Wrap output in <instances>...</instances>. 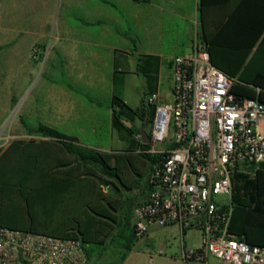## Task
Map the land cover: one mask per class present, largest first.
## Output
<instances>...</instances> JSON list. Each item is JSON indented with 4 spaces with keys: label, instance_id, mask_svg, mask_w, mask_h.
Wrapping results in <instances>:
<instances>
[{
    "label": "built area",
    "instance_id": "obj_1",
    "mask_svg": "<svg viewBox=\"0 0 264 264\" xmlns=\"http://www.w3.org/2000/svg\"><path fill=\"white\" fill-rule=\"evenodd\" d=\"M3 18L0 0V25ZM234 79L217 68L195 38L190 52L173 60L172 99L151 93L155 108L149 123L155 155L147 202L133 210L138 239L154 227L178 226L182 235L197 231L202 245L184 248L185 264H264V246L251 245L230 232L233 187L239 173L264 166V103L239 99ZM136 140L142 142L140 134ZM12 137L0 129V150ZM169 143L171 147L158 148ZM0 264H88L81 239L0 226Z\"/></svg>",
    "mask_w": 264,
    "mask_h": 264
},
{
    "label": "trees",
    "instance_id": "obj_2",
    "mask_svg": "<svg viewBox=\"0 0 264 264\" xmlns=\"http://www.w3.org/2000/svg\"><path fill=\"white\" fill-rule=\"evenodd\" d=\"M201 10L204 13L206 10V22L198 39L210 53L212 63L234 79L232 93L239 99L251 98L264 103V0H206V9ZM67 86L91 104L97 102L71 84ZM112 106V128L121 133L129 130L135 136L145 123L149 126L155 111L151 106L147 113L146 101L133 109L118 96H114L109 108ZM136 118L141 120V127L133 130L127 121L133 122ZM22 123L28 135L51 138L59 145L54 148L44 141L17 140L4 152L0 150V226L62 238L80 239L76 235L80 232L88 262L96 253L91 244L104 243L105 248L98 253L103 257L116 238L125 237L128 243L122 246L126 250L124 260L138 238L131 223L132 202L129 197L124 198L120 185L126 190L130 187L122 176V169L112 164V160L119 161L121 156L77 145L73 138L49 125L33 126L26 119ZM136 144L141 149L150 147L138 141ZM60 152L80 166L69 169L73 162L60 161ZM140 155L151 166L158 158ZM75 171L84 176L86 221L77 222L70 232L60 231V227L54 226L52 215L59 202L58 177L74 175ZM102 186H112L115 197L105 194ZM49 187L52 189L48 190ZM230 232L248 244L264 246V166L253 176L243 173L235 176Z\"/></svg>",
    "mask_w": 264,
    "mask_h": 264
},
{
    "label": "rangeland",
    "instance_id": "obj_3",
    "mask_svg": "<svg viewBox=\"0 0 264 264\" xmlns=\"http://www.w3.org/2000/svg\"><path fill=\"white\" fill-rule=\"evenodd\" d=\"M1 5L0 129L6 127V132L12 137L1 152L14 141L30 139L22 123L23 119L33 126L42 123L61 131L72 132L83 144L99 150H120L127 149L128 146L131 150H143L136 144L135 135L131 131L121 133L112 128V113L108 109L113 96L122 98L129 107L137 109L151 94L143 75L134 73L138 55H131L128 61L123 58L116 60L114 52L103 50L104 44L112 38V44L115 42L121 48L128 47L123 34L129 32V25L121 22L110 27L104 23L107 12L114 9L101 7L98 26L95 21L92 26H85L78 22L82 10L67 8L64 0H2ZM186 26L180 25V28L185 29ZM76 27L79 32L81 30L90 34L101 47L96 50L90 47L91 51L79 48L77 54L70 55L77 59L73 65L76 71L72 73L70 68L63 70L57 52L60 44L64 43V40L60 43V38L74 33ZM143 27L146 28V33L151 31L149 24ZM172 29L173 25H165L162 31L160 45L167 51L172 48ZM108 32L112 37L107 35ZM140 41L145 48L154 46V41L151 43L144 36L139 37V43ZM68 51L72 52L74 49L70 48ZM115 74L117 81L112 93ZM162 82V90H171L173 83L168 73L162 76ZM67 84H72L79 92L95 98L100 105L93 106L81 93L66 87ZM128 124H132L131 127L135 130L141 127V120L136 118L133 122L127 121ZM149 131L150 127L147 128L148 133ZM165 147L171 145L166 143L158 146L160 149ZM141 179L144 183L148 179L145 169ZM120 187L124 193L127 192L123 185ZM76 235L82 240V233L78 232ZM200 237L197 231L188 232L185 246L199 247L202 244ZM127 243L128 238H116L103 257L98 253L105 248L104 243L91 244L96 253L91 256L88 264H120L126 252L122 246ZM169 247L167 241L162 239L156 243L140 239L133 245V257H141L145 264L150 258L163 262L165 258L173 256Z\"/></svg>",
    "mask_w": 264,
    "mask_h": 264
},
{
    "label": "crops",
    "instance_id": "obj_4",
    "mask_svg": "<svg viewBox=\"0 0 264 264\" xmlns=\"http://www.w3.org/2000/svg\"><path fill=\"white\" fill-rule=\"evenodd\" d=\"M64 1L66 2L67 8L74 7L76 9L82 10L83 13H81V17L78 18V22L80 21L81 24L85 26H92L94 23L96 24V26H98V23L100 22L98 12L101 7L105 6L114 9V11L107 12V18L104 23L106 25H109L110 27L115 26V24L121 22H125L127 25H129V32H124L123 34L125 40L128 42V47L121 48L118 44L116 45L115 42L112 44V38V40L104 44L105 47L103 50H107V52H109L110 50L111 53L114 52L116 60L119 58H123L124 60L128 61L131 55H138V64L134 73L137 75H143L148 87L152 89L151 93L159 92L162 99L165 101H169L172 99L174 84L171 90H162V76H164L165 73H168V75L170 76V80L173 83V60L176 56L185 55L190 52L195 38L198 37L201 30L204 28L203 25L206 22V10L204 13L201 9L202 7H205L206 9V0L205 4L202 3V0ZM85 18L88 20H86ZM93 21L95 22L93 23ZM65 23L67 26L68 20H66ZM147 24L150 25L149 29L151 31L146 33V28H144L143 25ZM165 25H173L172 36L174 39L172 41V48L169 51L164 50L160 45V41L162 40L163 36L162 31ZM180 25L187 26L185 29H183L180 28ZM153 30L155 31L153 32ZM80 32L79 28L76 27L74 33H69L60 38V43L62 40H64V43L62 45L60 44L57 54L61 58V66L64 71H67L68 68L71 69L70 71H72V73L76 71L75 66L73 65H75L77 59H73L71 56L77 54V50L79 48L87 49V51H89L92 48L96 50L101 47L99 44H96V42H94L95 40H93L90 34L88 35L86 33ZM107 35L109 37H112L110 32H108ZM141 36L146 37V39H148L151 43L154 41V46L145 48V45H143L141 41L139 43V37ZM70 48L74 49V51L69 52L68 50ZM116 81L117 75L115 74L113 76L112 93H114L115 91ZM256 91L258 93L259 89H256ZM113 98L114 96L111 98L110 104H112ZM95 104L96 106H98L99 102L98 104ZM95 104L92 105L95 106ZM109 107L110 105L108 106V109L113 115V106L111 108ZM61 132L73 138L74 143L77 145H83L99 150L93 146L83 144L78 139L76 134L72 132ZM29 137V140L34 139L37 141H44L47 146H51L54 148L59 145L54 139L51 138H41L30 135ZM99 151L114 153L121 156V159L119 161L112 160V164L118 165L122 169V176L127 180V183L130 187L126 193H123V195L124 198H130L132 202V208L134 209V207L147 202L151 190L150 177L152 173V166L140 155L142 154V150H131L128 146L127 149L124 148L120 150L110 149ZM59 157L60 161L69 160L70 163L73 162V159H70L67 154H63L60 152ZM78 166L80 165H78L76 162H73L69 169H77ZM143 168L145 169L148 177L145 183L141 179L144 171ZM69 169L66 168L65 172H67ZM76 171L74 172V175L62 174L58 177L59 185L57 188L59 191V202L56 212H53L52 215L54 218V226L57 225V228L60 227V231L70 232L71 229H73L77 225V222H84V219L86 221V215L84 212L85 210H87V207L85 206L83 197L84 186L82 184L84 176L79 175L80 171ZM254 174H252V176ZM51 189L52 188L49 187L48 190ZM102 191L109 196L111 195V197H115L113 196L114 193L112 191V186H110V188L102 186ZM133 209L131 214L132 228ZM192 231L193 230L187 231L184 235H182L180 228L176 225L164 228H152L149 234L141 239H144L147 243H156V241L161 239L167 241V243L170 245L169 250L173 251V256L165 258V261L163 262H158L154 258H150L147 261V264H185L182 259L183 250L184 248H187L185 245L187 244L186 240L188 237V232ZM201 245L202 244H200V246ZM134 253L135 251L132 249L128 253L127 257L122 260V262H120V264H145L141 257H133ZM208 264L223 263L220 260L211 257L208 261Z\"/></svg>",
    "mask_w": 264,
    "mask_h": 264
},
{
    "label": "water",
    "instance_id": "obj_5",
    "mask_svg": "<svg viewBox=\"0 0 264 264\" xmlns=\"http://www.w3.org/2000/svg\"><path fill=\"white\" fill-rule=\"evenodd\" d=\"M128 125H129V127L132 126V124H128ZM146 127H147V124L142 126L139 134L141 135L144 144H150L151 140H150V137H149L148 132L146 130Z\"/></svg>",
    "mask_w": 264,
    "mask_h": 264
},
{
    "label": "flooded vegetation",
    "instance_id": "obj_6",
    "mask_svg": "<svg viewBox=\"0 0 264 264\" xmlns=\"http://www.w3.org/2000/svg\"><path fill=\"white\" fill-rule=\"evenodd\" d=\"M151 111V108L150 107H147V113H149ZM145 124H147V123H145ZM144 124V125H145ZM149 126H148V124H147V127H146V130H147V128H148Z\"/></svg>",
    "mask_w": 264,
    "mask_h": 264
}]
</instances>
